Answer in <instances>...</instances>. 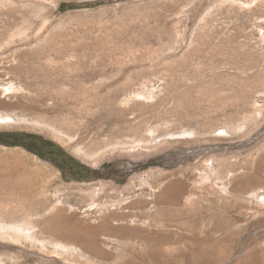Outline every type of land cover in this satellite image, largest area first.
I'll return each mask as SVG.
<instances>
[{
  "label": "rangeland",
  "instance_id": "374dc122",
  "mask_svg": "<svg viewBox=\"0 0 264 264\" xmlns=\"http://www.w3.org/2000/svg\"><path fill=\"white\" fill-rule=\"evenodd\" d=\"M0 117V264H264V0H0Z\"/></svg>",
  "mask_w": 264,
  "mask_h": 264
},
{
  "label": "bare ground",
  "instance_id": "6f19581e",
  "mask_svg": "<svg viewBox=\"0 0 264 264\" xmlns=\"http://www.w3.org/2000/svg\"><path fill=\"white\" fill-rule=\"evenodd\" d=\"M7 123L6 118L0 117V125H5ZM187 135L183 136H174V138H188ZM26 174V172H24ZM16 175L8 166L7 162H2L0 159V211H6L10 208L13 211L15 207V214L20 211L18 207L28 209H43L47 206V201L36 200L33 197L34 185L36 184L33 175ZM29 174V173H28ZM36 192V191H35ZM23 201V205H14L16 201ZM46 200V199H45ZM55 205L61 206L62 203L58 201ZM72 210L75 208L69 207ZM0 232H5L10 234L9 236L18 237L24 236L25 238L33 240L32 231L25 230L23 228L12 226L7 229L0 230ZM31 240V241H32ZM64 250H67L66 247L58 245ZM77 249V248H75ZM74 250V249H73ZM77 251V250H76ZM75 251V252H76ZM79 251V249H78ZM81 253V252H79Z\"/></svg>",
  "mask_w": 264,
  "mask_h": 264
},
{
  "label": "trees",
  "instance_id": "16d2710c",
  "mask_svg": "<svg viewBox=\"0 0 264 264\" xmlns=\"http://www.w3.org/2000/svg\"><path fill=\"white\" fill-rule=\"evenodd\" d=\"M67 9L70 8L66 7L63 4L60 6L61 12H64ZM12 146L23 147L27 151L38 156L40 159L49 160L51 163L55 164L60 171H63V169L61 166L57 165L56 163L63 164L64 162H66V160L68 161L69 159L68 155H66L65 151L60 146L42 137L25 136L24 143H20L19 141H14V143H12ZM53 156H55V158L60 159V161L55 162ZM79 166L78 165L74 166V168L80 169V171L78 170L79 172L77 173H80L82 175H90L92 178H98L101 176V173L98 170H92L84 166L83 167L82 166L79 167ZM114 166L115 164L105 165L103 169L105 170L107 175H110L114 179L117 180L124 179L127 174L126 173L121 174L120 171L114 169Z\"/></svg>",
  "mask_w": 264,
  "mask_h": 264
}]
</instances>
